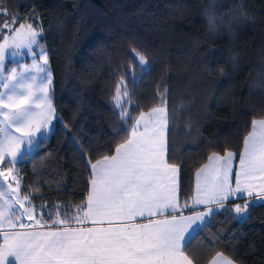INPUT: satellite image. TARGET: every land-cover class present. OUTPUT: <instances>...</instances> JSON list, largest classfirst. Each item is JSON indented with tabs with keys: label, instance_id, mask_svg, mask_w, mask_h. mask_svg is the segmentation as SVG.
Listing matches in <instances>:
<instances>
[{
	"label": "trees",
	"instance_id": "trees-1",
	"mask_svg": "<svg viewBox=\"0 0 264 264\" xmlns=\"http://www.w3.org/2000/svg\"><path fill=\"white\" fill-rule=\"evenodd\" d=\"M0 9V25L18 18L39 30L51 69L55 124L19 163L39 211L71 205L74 215L87 196V162L125 141L140 112L167 107L168 160L180 167L182 201L209 154L238 155L251 121L264 116V0H0ZM133 49L151 71L141 73ZM121 78L134 102H124L127 122L114 108ZM246 199L217 207L193 234L184 251L194 263L222 253L264 264V201L245 220L230 211Z\"/></svg>",
	"mask_w": 264,
	"mask_h": 264
},
{
	"label": "snow or ice",
	"instance_id": "snow-or-ice-1",
	"mask_svg": "<svg viewBox=\"0 0 264 264\" xmlns=\"http://www.w3.org/2000/svg\"><path fill=\"white\" fill-rule=\"evenodd\" d=\"M17 19L0 26V35L4 28L10 32L0 43V167L11 165L0 170V188L7 182V188L0 191V264H193L184 249L214 212L211 206L222 209L230 198L247 197L243 206L237 204L230 210L234 218L245 220L254 201L264 199L262 118L253 119L244 136L235 187L229 180L235 154L213 153L209 163L197 170L195 192L184 204V208L203 205L206 210L183 215L177 200L179 166L165 159L168 113L164 106L140 112L114 155L87 162L91 167L89 191L86 200L75 206L74 215L69 214L71 205L63 212L61 205L54 206L55 212L38 211L31 203L32 192L21 195L16 164L26 152L40 147L52 122V75L46 50L39 45L40 33L31 24L15 28ZM34 46L39 48L37 53H33ZM21 49H27L32 64L8 69L6 54L11 50L12 56H22ZM132 52L141 73L151 71L146 57L135 49ZM36 55L42 63H37ZM129 77L134 83L140 79L134 69ZM157 95L165 102L167 89ZM129 97L130 90L121 78L114 108L120 109L122 122L130 117L124 102L134 103ZM24 217L31 223H24ZM137 217L148 222L134 223ZM89 223L93 226L87 227ZM218 262L234 264L222 253L209 264Z\"/></svg>",
	"mask_w": 264,
	"mask_h": 264
},
{
	"label": "crops",
	"instance_id": "crops-1",
	"mask_svg": "<svg viewBox=\"0 0 264 264\" xmlns=\"http://www.w3.org/2000/svg\"><path fill=\"white\" fill-rule=\"evenodd\" d=\"M165 105H158V106H156V107H164ZM150 109H148V110H145V111H143V112H148ZM167 113H168V110H167ZM140 114V113H139ZM139 114L136 116V117H138L139 116ZM262 118H264V116L263 117H260V118H256L257 120H259V119H262ZM134 122H135V120H134ZM251 130V129H250ZM131 132V131H130ZM167 132H168V126H167V129H166V131H165V138H166V148H165V159H166V161L169 163V164H175V163H173V162H171L170 160H168V135H167ZM128 138V137H127ZM124 142V141H123ZM123 142H121V143H123ZM120 143V144H121ZM119 145V144H118ZM242 148H243V144H242V147H241V150H242ZM115 150H116V148H115ZM115 150L110 154V155H107V156H112V155H114L115 154ZM233 152V151H232ZM213 153H216V154H219V155H221V156H223L224 155V153H218V152H213ZM213 153H211V154H209V156H211ZM235 155H234V157H233V160H232V166H233V172L230 174V176H229V180H230V183H231V185H232V187H235V170H237L238 169V166H239V154L237 155L235 152H233ZM209 156H208V158H209ZM104 157V156H103ZM102 158V157H101ZM101 158H98V159H101ZM208 158L206 159V161L198 168V169H200L203 165H205V164H207V163H209V160H208ZM98 159H96L94 162H92V163H95ZM177 165V164H176ZM197 169V170H198ZM197 170H196V172H197ZM196 172H195V175H194V187H193V193H192V196H193V194H194V192H195V188H196V182H197V177H196ZM88 191H89V187H88ZM88 191H87V193H88ZM192 196L189 198V200L188 201H190L191 200V198H192ZM245 198H247V197H245ZM177 200H178V203H179V205H180V209L182 210V214L183 215H185V216H189V215H194V214H196L197 212H203V211H205L206 210V208H205V206H203V205H200V206H196L195 208H192L191 206L190 207H188V208H184V204L186 203V202H188V201H182L181 200V197H180V167H179V186H178V191H177ZM231 200H234V198H230L228 201H231ZM227 201V202H228ZM264 201V199H258V200H256V201H254V202H263ZM211 207H213L214 208V210L218 207V206H215V205H213V206H211ZM177 214H181L179 211H178V213ZM210 217V216H209ZM209 217H207L206 218V221L208 220V218ZM162 218H164V217H155V219H162ZM205 221V222H206ZM134 223H147L148 221H147V219H145V218H140V217H137L136 219H135V221H133ZM75 226V225H74ZM87 227H92L93 225L91 224V223H89V224H87L86 225ZM97 226H99V225H97ZM104 226H106V225H104ZM187 255V254H186ZM216 256V254L213 256V257H215ZM223 256L224 257H227L228 259H230L228 256H226V255H224L223 254ZM213 257L210 259V261H212V259H213ZM230 260H232V259H230ZM209 261V262H210ZM233 261V260H232ZM209 262L208 263H206V264H209ZM234 262V261H233ZM193 264H196V263H194L193 262ZM218 264H220V262H218ZM234 264H237L236 262H234Z\"/></svg>",
	"mask_w": 264,
	"mask_h": 264
},
{
	"label": "rangeland",
	"instance_id": "rangeland-1",
	"mask_svg": "<svg viewBox=\"0 0 264 264\" xmlns=\"http://www.w3.org/2000/svg\"><path fill=\"white\" fill-rule=\"evenodd\" d=\"M4 24H11V23L8 22V21H6L2 25H4ZM21 24H24L25 26H27L28 24H31V23H27V22L15 23L14 27L15 28H19ZM2 25H0V26H2ZM6 29H7V32L4 34V32H5L4 30H6ZM33 29L36 30L37 32H39V30L36 27H34V26H33ZM4 30H3V38L0 41V43H3L4 36L10 35V32H9V29L8 28H4ZM39 45L42 46L41 43H40V36H39ZM43 48L46 50V48L44 46H43ZM38 51H39V48L37 46H34L33 47V53H37ZM21 52L23 53L22 56L14 57V56L11 55V50H9V52L6 54V60H5V63L7 65V68L8 69L16 68V67H18V65H21V64H23V65H31L32 64V58H31V55L28 54L27 49H21ZM46 53H47V50H46ZM47 57H48V54H47ZM35 59H36L37 63H42V61L40 60V56L39 55H36L35 56ZM48 67H49V59H48ZM49 69H50V67H49ZM52 115H53V119H52V122H51V124L49 126V129L46 131V133H48V131L51 130L53 128L54 124H55V111L53 112ZM15 134L16 135H19V133H15ZM23 150H24V145H22V151ZM33 151H34V149H32L29 152H26V154L27 155H30ZM19 163H20V161L16 164V168L17 169H19ZM7 167H11V165H4V166L0 167V170L6 171ZM2 179L3 178H0V181H2ZM20 185H21V183H20ZM13 187H15V183L14 182H13ZM6 188H7V182H4L3 183V188H0V191L4 190ZM21 189H22V186H21ZM29 192H32V194H33L34 193V188H31L28 191V193ZM28 193L27 192H24L23 189L21 191V195H27ZM10 195L11 194H9V196L6 197V198H10ZM31 203H32L33 206H35V204L32 201H31ZM15 207L18 209L19 208V205H15ZM44 218H45V220H48V218L46 216ZM23 222L26 223V224L27 223H31V221H29L27 219V217H24L23 218Z\"/></svg>",
	"mask_w": 264,
	"mask_h": 264
}]
</instances>
